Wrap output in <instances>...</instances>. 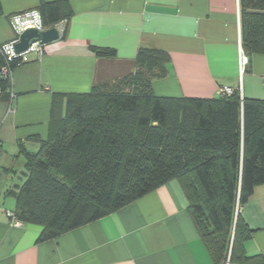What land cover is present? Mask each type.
<instances>
[{
	"label": "crops",
	"instance_id": "obj_1",
	"mask_svg": "<svg viewBox=\"0 0 264 264\" xmlns=\"http://www.w3.org/2000/svg\"><path fill=\"white\" fill-rule=\"evenodd\" d=\"M42 2L73 13L62 39L13 70L12 110L0 102V264H264V185L241 209L253 231L241 253L257 257L246 263L215 262L177 180L53 240L40 241L37 225L12 224L7 212L16 211L14 193L27 179L25 152L37 153L48 138L53 95L88 93L100 73L134 69L140 49L170 57L167 76L152 83L157 96L214 99L230 87L264 100V56L244 52L240 0H0V45L15 38L9 18ZM93 48L117 58L99 59Z\"/></svg>",
	"mask_w": 264,
	"mask_h": 264
},
{
	"label": "trees",
	"instance_id": "obj_2",
	"mask_svg": "<svg viewBox=\"0 0 264 264\" xmlns=\"http://www.w3.org/2000/svg\"><path fill=\"white\" fill-rule=\"evenodd\" d=\"M240 8L245 54L264 56V0H240ZM38 10L47 30L73 13L60 2H42ZM93 51L99 59L117 58L113 49ZM169 62L165 52L140 49L138 70L123 85L95 83L88 93L53 95L48 138L37 153L23 151L27 179L14 193L16 217L41 227L40 241L177 180L216 263L257 258L241 253L253 233L241 209L264 185V100L238 89L214 99L157 96L152 83L167 76ZM0 89V102H10L11 82L1 73Z\"/></svg>",
	"mask_w": 264,
	"mask_h": 264
},
{
	"label": "built area",
	"instance_id": "obj_3",
	"mask_svg": "<svg viewBox=\"0 0 264 264\" xmlns=\"http://www.w3.org/2000/svg\"><path fill=\"white\" fill-rule=\"evenodd\" d=\"M10 26L12 27L15 38L13 41L7 44L0 45V58L4 61V65L0 69L1 76L4 79H12L13 69L11 68V64L19 60L20 63L26 61L30 55H35L38 58H41L44 54V46L40 42H36L32 44L29 49L23 53L18 54L16 51V45L20 42L21 35L27 30H38V31H46L47 29L44 26L43 16L42 13L38 9L24 11L21 13H17L12 15L9 18ZM67 28V21L63 20L58 23L54 29H56L59 33V38L62 39L65 35ZM246 62V59H245ZM237 89L224 87L220 91V96H231ZM239 90V89H238ZM0 89V95H1ZM15 100V94L11 92V99H10V107L9 110L11 111L12 103ZM7 216L11 219L12 224L14 226H21L22 223L18 220L14 212H7Z\"/></svg>",
	"mask_w": 264,
	"mask_h": 264
},
{
	"label": "water",
	"instance_id": "obj_4",
	"mask_svg": "<svg viewBox=\"0 0 264 264\" xmlns=\"http://www.w3.org/2000/svg\"><path fill=\"white\" fill-rule=\"evenodd\" d=\"M59 39V33L54 28L42 32L30 29L21 35L20 42L16 45V51L20 54L27 51L29 47L36 42L47 45Z\"/></svg>",
	"mask_w": 264,
	"mask_h": 264
},
{
	"label": "rangeland",
	"instance_id": "obj_5",
	"mask_svg": "<svg viewBox=\"0 0 264 264\" xmlns=\"http://www.w3.org/2000/svg\"><path fill=\"white\" fill-rule=\"evenodd\" d=\"M136 70H138V68L134 67V69L132 67H125L124 69H121V71H119V75H117L112 71H108L107 73H100L101 78L98 80V83H108L110 86L112 87H116L114 85H123L122 83L125 81L124 76L128 75V73H132V72H136ZM132 71V72H131ZM144 71V69H143Z\"/></svg>",
	"mask_w": 264,
	"mask_h": 264
}]
</instances>
